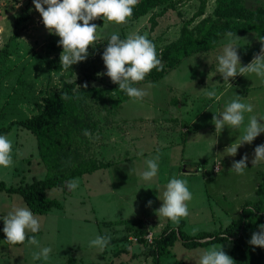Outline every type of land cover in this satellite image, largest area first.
I'll use <instances>...</instances> for the list:
<instances>
[{"label": "rangeland", "instance_id": "obj_1", "mask_svg": "<svg viewBox=\"0 0 264 264\" xmlns=\"http://www.w3.org/2000/svg\"><path fill=\"white\" fill-rule=\"evenodd\" d=\"M206 1L205 15L198 18L190 28L196 27L205 18L216 19L214 11L217 1ZM171 2L175 5L174 9H166V5H162L144 17L129 19L121 25H104L103 19H96L92 23L101 28L98 30L100 39L109 37L114 31L119 33L121 39L129 34H146L156 50L161 52L179 37L184 22L193 17L201 4V0ZM18 3L20 0H0V128L12 121L25 120L39 114L45 106L46 98L59 91L64 80L76 82L77 87L85 83L107 88L116 85L106 75H97L106 72L103 53L97 47L100 39L89 47V56L85 61L63 70L59 60L63 49L57 46L59 37L50 35L45 29L32 0H23V6L16 8ZM263 6L264 0H243L244 10L239 15L248 16ZM154 20L157 25L152 29ZM246 34L260 45L264 41L255 32ZM222 40L224 44L227 43L226 37ZM213 50L185 59L178 68L157 82H139L136 87L148 93L143 100L133 102L130 99L119 107L113 105L111 100L103 105L88 100L96 126L90 130V137L77 138V144L86 156L109 163L111 167L79 177V187L75 191L66 186L46 191L49 199L61 204V208H54L47 214L33 213L40 221V231L35 234L40 242L39 247L52 249L47 261L33 260L32 253L39 251V248L29 245L27 240L15 246L1 241L0 264H152L151 250L154 245L146 238L149 233L153 235V242L167 225L181 228L190 237L202 232L217 234L240 218L246 203L264 199V191L259 193L260 184L264 181V162L255 167L251 165L252 151L260 145L255 144L238 149L237 155L245 151L249 156L248 168L243 175L228 171L232 162L224 165L221 173L215 174L212 162L214 157L207 159L211 176L206 182L203 173L198 172L202 174V182L193 187V199L188 203L189 215L182 218L179 225L155 215L161 207L159 199L163 193V188L157 187L165 182L167 176H177L178 170L171 166H176L177 158L182 159L181 150L184 147L180 137L179 146L174 144L163 147L162 143L166 141L150 139V134L156 131L159 136L162 134L163 139H178L182 131L176 127L186 125L192 128V118L199 114V123L210 126L215 114L212 111L208 112L210 114H202L208 100L204 97L196 98L203 95V91L198 86L199 82H193L192 79L195 71H199L202 79L206 78V68L211 60L209 54ZM110 96L117 99L113 92L107 93L106 98ZM193 105L196 106L194 115L190 111ZM186 109L189 112L187 114ZM145 119H150L147 122H154L157 128L148 131H145V125L139 128ZM167 129L178 131V134L167 137ZM136 134L137 137L134 136ZM7 137L13 144V164L8 168L0 167V182L16 187L45 179L48 170L40 162L36 137L21 127H15ZM203 148L207 147L192 145L188 146V151L202 154ZM151 153L154 154L152 158L158 153L161 157V161H158V175L153 179L157 182L152 180V183L140 177ZM195 166L199 169L198 165H185L192 171L196 170ZM156 183L160 185L156 186ZM149 200L153 202L151 207L146 206ZM16 206H27L20 194L0 193V216L5 217ZM140 223L145 227L146 233L142 236L147 241L145 243L132 239L137 236L127 229L128 226ZM193 229H198L196 235L192 234ZM31 234L29 232L28 236ZM98 235L111 236L109 246L102 252L89 247V242ZM216 244L223 245V251L232 257L231 241ZM212 245L192 249L182 241H177L169 253L162 255L160 262L197 264L201 250Z\"/></svg>", "mask_w": 264, "mask_h": 264}, {"label": "clouds", "instance_id": "obj_2", "mask_svg": "<svg viewBox=\"0 0 264 264\" xmlns=\"http://www.w3.org/2000/svg\"><path fill=\"white\" fill-rule=\"evenodd\" d=\"M139 0H32L34 9L42 18V23L50 35L59 37L58 47H62L60 54V68L68 70L73 65L85 61L88 56L89 47L101 38L99 28L95 23L96 19H103L104 25H121L127 22L133 15L134 7ZM23 6V0L16 4V8ZM82 22V23H80ZM227 43L224 44L220 54L216 57L215 75L219 74L224 83L232 87L230 79L244 74H255L264 80V41H261V48L255 53L253 59L247 65L242 66L235 41L240 39L236 33L229 31L225 33ZM102 60L106 68L105 73H98V76L106 75L113 84L119 86L118 90L125 93L133 102L143 100L148 94L144 89L134 85L145 80L153 69L161 70V60L157 56L154 43L147 35L129 34L121 39L118 32L114 31L108 39L104 48ZM209 62V61H208ZM214 75L213 72L209 76ZM193 84V82H192ZM84 88L88 85L85 83ZM209 98L219 99L216 91L201 90ZM67 95L61 99H67ZM242 97L235 95L219 115H213L212 124L215 127V134L221 133L226 127L230 130L239 131L244 126L242 134L235 142L224 149L223 154L217 156L237 155L238 149L243 145H250L261 134L264 133V117L260 119L256 115H250L248 122L244 125L245 113H253V105L241 102ZM83 134L91 136L85 129ZM197 136H200L197 134ZM196 136V137H197ZM217 141H215L216 144ZM12 141L7 135H0V167L12 166ZM142 154V153H141ZM160 159L159 153L145 161V168L140 177L145 182H151L158 175ZM264 162V144L255 147L251 159L252 167ZM249 156L245 153L241 159L233 160L229 172L243 175L248 168ZM183 175V173H182ZM66 187L75 191L79 187V179H72L67 182ZM193 199L189 191L187 181L173 176L166 184L162 193L161 207L156 210L155 215L159 218H166L174 225H179L182 218L189 215L188 203ZM152 201L147 202V207L152 206ZM249 212L255 209L249 208ZM3 233L5 243L8 245H22L27 240L29 245H35L39 251L32 253L33 260L47 261L52 251L50 247L40 248V242L35 235L29 237L28 233L36 234L40 231V221L27 206H16L3 218ZM198 229H193L192 234L196 235ZM111 236H97L89 242V247L104 251L110 244ZM250 245L256 248H264V224L259 225V230L254 232L249 241ZM197 264H235L232 257L223 251V245L213 244L207 249L201 250Z\"/></svg>", "mask_w": 264, "mask_h": 264}, {"label": "trees", "instance_id": "obj_3", "mask_svg": "<svg viewBox=\"0 0 264 264\" xmlns=\"http://www.w3.org/2000/svg\"><path fill=\"white\" fill-rule=\"evenodd\" d=\"M171 1L139 0L134 7L133 15L128 20L144 17L162 5H166V9H174L175 5ZM216 1L214 11L216 19L205 18L196 27L190 28L198 18L205 15L207 1L201 0L198 11L191 19L184 22L179 37L166 45L161 52L156 50L161 60V70L153 69L142 82H157L170 71L178 68L185 59L197 53L216 49L223 37H226L225 33L229 31L236 35L243 32H255L264 39V6L248 16H242L239 12L244 10L243 0ZM156 25L154 20L152 29ZM109 38L110 36L98 41L97 47L101 53L107 46ZM87 85V88L83 85L77 87L76 82L64 80L61 89L46 98L45 106L39 114L25 120L12 121L0 128V135H7L15 127H21L31 132L37 139L40 162L48 170L47 177L16 187L0 182V193L20 194L35 214L43 215L54 208H61L59 201L47 197V190L65 187V183L72 179L111 167L109 163L86 156L76 139L86 138L83 134L84 130L87 129L90 132L96 126L88 100L102 105L111 100L113 105L119 107L130 98L118 90V85L111 88ZM110 92L115 93L117 99H114L115 96L106 98L107 93ZM65 94L68 98L61 99V96ZM259 191V193L264 191V182ZM249 208L255 211L249 212ZM3 218L0 216V242L6 239L3 233ZM261 224H264V199L246 203L240 218L217 234L202 232L198 236L190 237L181 228L167 225L162 233L154 238V248L151 250L152 264H161L162 255L169 253L170 248L177 241H182L186 247L192 249L231 241L233 243L231 256L235 264H263L264 248H256L249 243L252 234L259 230ZM127 229L128 232L135 233L138 241L147 242L142 238L146 233L142 223L128 226ZM33 235L35 234L29 237Z\"/></svg>", "mask_w": 264, "mask_h": 264}, {"label": "crops", "instance_id": "obj_4", "mask_svg": "<svg viewBox=\"0 0 264 264\" xmlns=\"http://www.w3.org/2000/svg\"><path fill=\"white\" fill-rule=\"evenodd\" d=\"M237 37H239L240 39L236 40L235 43L239 47L237 51L241 59V64L242 66H244L251 62L255 53H258L260 51L261 45L257 43L254 39H252V37L249 34L244 33L243 35L241 36L239 35ZM223 46H224V42L222 40L219 43L218 47L215 49L216 51L213 50V53L209 54L211 56V60L206 68L207 71L205 75L206 78L204 77V79H202L199 71L198 72L195 71L192 79L193 82L194 81L199 82L198 86L199 88H201V90L202 88L205 89L206 87H208L209 90L214 89L217 93V96H219V99L216 98L209 99L204 92L202 93L203 95L196 96V98L203 99L204 97L208 100V105H206V107L203 109L204 110V113H202L203 115L210 114L208 113L210 111H212V113H214L215 115H219L224 110L226 105L235 98V95L241 96L242 97L241 102L249 103L253 105V113H245L244 125H246L248 122V117L250 115H256L258 119L264 117V80H261L259 77L255 76V74H244V76H236L234 79H230L229 83L231 84L232 87H229L227 83H224L223 78L219 74L215 75V67L217 64L216 57L218 56L217 52H219L223 48ZM193 62H195V60H193ZM211 72H213L214 75L209 76ZM215 106L217 107L215 108ZM181 107L182 106H180L179 108ZM195 108L196 106L193 105V108L190 109L191 112L193 111V115L196 112ZM186 110L187 111H185V113L186 114L189 113L188 109ZM149 120L150 119H145L143 121L144 123L139 124L140 125L139 128H142V126L144 125L146 126L145 131H148L149 129L157 128L154 122H147ZM199 121H200V114L192 118V123L190 124L192 128L186 125H182V126L178 125L176 129L181 128L182 132L181 134L178 135V139L175 140L163 139L162 134L161 136H159V134L156 131L155 133L151 132L150 134L151 135L150 139L156 138L157 140L160 141L162 140L166 141L162 143L163 147L169 145L179 146L181 144L180 139L183 141L184 148L183 150H181L182 159L177 158V160H175L176 166L173 165L171 167L172 169H175L176 167V169L178 170L176 178L187 181V186L191 193L193 192L194 189L193 187L196 185V183L202 182L200 179L202 174H198V172L203 173L206 182L211 176L210 173L211 170L207 168V164H206L208 158L214 157L212 161L214 164L213 173L216 174L222 172L224 165H228V164L230 165V163L233 162V160L238 161L246 153L244 151L243 152L244 154L236 155L235 157L216 155L217 153L223 154L224 149L230 144L235 142L236 138H238L239 135L242 134L244 126H242L239 131L230 130L226 127L220 134L219 133L215 134V127L212 123L210 124V126H207L204 125L203 123H199ZM261 123H264V121H261ZM167 130H168L166 133L167 137H175V135L178 134V131L172 132L169 129ZM145 134H147V132ZM197 134H199L202 137L197 136ZM134 136L137 137V134ZM205 136L207 137V139H204ZM215 141H217L216 144ZM263 143H264V133H261L252 142V144L250 145L246 144L243 145L242 147H246V146L251 147L255 144H263ZM192 145H199V146L201 145L207 148H203L202 154H196L190 152V150L188 151V146H192ZM253 152L254 150L252 151V153ZM153 155L154 154L152 153L148 155L149 156L148 159L152 158L151 156ZM159 161H161V157ZM188 163L198 165L199 169L197 166H195L196 170L193 171L187 169L185 165H187ZM170 179L171 178H168L167 176L165 182L160 187L157 188H163L162 191H164L166 189V184ZM153 181L157 182V180H153ZM153 181H151V183ZM155 185L159 186L160 184L156 183Z\"/></svg>", "mask_w": 264, "mask_h": 264}, {"label": "built area", "instance_id": "obj_5", "mask_svg": "<svg viewBox=\"0 0 264 264\" xmlns=\"http://www.w3.org/2000/svg\"><path fill=\"white\" fill-rule=\"evenodd\" d=\"M146 238L149 240L150 243H153V235L151 233H149V235ZM132 239L136 241L138 240L137 238H132Z\"/></svg>", "mask_w": 264, "mask_h": 264}, {"label": "water", "instance_id": "obj_6", "mask_svg": "<svg viewBox=\"0 0 264 264\" xmlns=\"http://www.w3.org/2000/svg\"><path fill=\"white\" fill-rule=\"evenodd\" d=\"M66 184H67V182H66ZM66 184H65V185H66Z\"/></svg>", "mask_w": 264, "mask_h": 264}]
</instances>
